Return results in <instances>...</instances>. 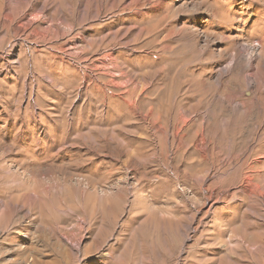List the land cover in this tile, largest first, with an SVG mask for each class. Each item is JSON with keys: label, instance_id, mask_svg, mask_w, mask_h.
Returning a JSON list of instances; mask_svg holds the SVG:
<instances>
[{"label": "rangeland", "instance_id": "rangeland-1", "mask_svg": "<svg viewBox=\"0 0 264 264\" xmlns=\"http://www.w3.org/2000/svg\"><path fill=\"white\" fill-rule=\"evenodd\" d=\"M6 2L0 264H264V0Z\"/></svg>", "mask_w": 264, "mask_h": 264}, {"label": "bare ground", "instance_id": "bare-ground-1", "mask_svg": "<svg viewBox=\"0 0 264 264\" xmlns=\"http://www.w3.org/2000/svg\"><path fill=\"white\" fill-rule=\"evenodd\" d=\"M12 3H13V0H7L6 6H5L6 9H7V6H10ZM259 45H260V43H257V45H252V47H250L249 50H247L246 54H244L245 50L243 48H241V47L236 48L235 54H234L233 59H232V63L236 64L237 62H240V63L242 62L244 65H249V63H251V61L255 58L256 47H258ZM261 48H263V47H261ZM258 55H260V54H258ZM231 64L229 65V67L232 66ZM122 264H126V263L123 262Z\"/></svg>", "mask_w": 264, "mask_h": 264}]
</instances>
